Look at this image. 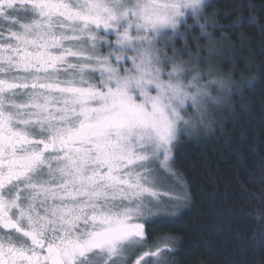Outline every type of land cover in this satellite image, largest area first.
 Listing matches in <instances>:
<instances>
[{"label": "snow or ice", "instance_id": "6c2138e0", "mask_svg": "<svg viewBox=\"0 0 264 264\" xmlns=\"http://www.w3.org/2000/svg\"><path fill=\"white\" fill-rule=\"evenodd\" d=\"M211 6L0 0V264H166L174 238L149 244L146 225L174 222L160 174L190 110L203 122L229 88L217 34L264 32L252 4L219 12L228 25Z\"/></svg>", "mask_w": 264, "mask_h": 264}, {"label": "trees", "instance_id": "16d2710c", "mask_svg": "<svg viewBox=\"0 0 264 264\" xmlns=\"http://www.w3.org/2000/svg\"><path fill=\"white\" fill-rule=\"evenodd\" d=\"M233 2L244 4L236 14L245 17L247 5H254L251 14L264 24V0H211L205 16L228 25L218 13ZM223 35L217 34L212 58L214 71L229 84L221 109L204 131L183 134L175 152L173 167L190 203L167 215L174 222L147 225L149 244L174 238L168 264H264V32L245 24Z\"/></svg>", "mask_w": 264, "mask_h": 264}, {"label": "rangeland", "instance_id": "374dc122", "mask_svg": "<svg viewBox=\"0 0 264 264\" xmlns=\"http://www.w3.org/2000/svg\"><path fill=\"white\" fill-rule=\"evenodd\" d=\"M210 1L211 0H206V3H209ZM177 40H179V39L177 38ZM222 94L223 95L225 94V90L222 91L219 95H222ZM208 105H212V107L215 109L213 110L212 107L208 106ZM203 108L206 110L203 122H199L198 114L192 113L190 110L191 122L186 128L182 126V132L179 136L178 141L176 142L177 146L180 143L181 136L183 134H187V133H193L194 134L196 132L199 133V132H202L205 129H207L208 126L212 124V122H213L212 119H213L214 114H216V111L221 109V103L220 102L219 103L209 102V103L204 104ZM176 148H174V150H173L174 151V159H175ZM171 172L174 175L164 174V173L160 174L161 179L163 181V186L171 194L172 199L168 200V206L167 207H162L158 211V215L175 216L180 211H183L185 209L186 205L190 203L189 202L190 198H189L187 186L183 182V180L176 174V171L174 170L173 164L171 167ZM165 199L167 200V198H165ZM129 259H132V257L130 256ZM166 264H168L167 258H166Z\"/></svg>", "mask_w": 264, "mask_h": 264}, {"label": "flooded vegetation", "instance_id": "af4514ba", "mask_svg": "<svg viewBox=\"0 0 264 264\" xmlns=\"http://www.w3.org/2000/svg\"><path fill=\"white\" fill-rule=\"evenodd\" d=\"M146 232H148V226L146 225ZM148 243H149V237H148ZM169 253V252H167ZM167 253H165V257L167 258L168 256L166 255Z\"/></svg>", "mask_w": 264, "mask_h": 264}]
</instances>
